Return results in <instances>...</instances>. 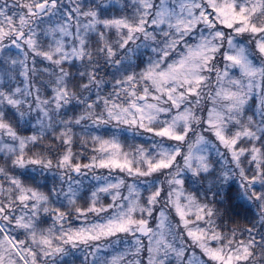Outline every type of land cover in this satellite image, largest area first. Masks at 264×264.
<instances>
[{
    "label": "snow or ice",
    "instance_id": "1",
    "mask_svg": "<svg viewBox=\"0 0 264 264\" xmlns=\"http://www.w3.org/2000/svg\"><path fill=\"white\" fill-rule=\"evenodd\" d=\"M0 264H264V0H0Z\"/></svg>",
    "mask_w": 264,
    "mask_h": 264
},
{
    "label": "trees",
    "instance_id": "2",
    "mask_svg": "<svg viewBox=\"0 0 264 264\" xmlns=\"http://www.w3.org/2000/svg\"><path fill=\"white\" fill-rule=\"evenodd\" d=\"M234 187V186H233ZM237 203L239 204L240 202L239 201H237Z\"/></svg>",
    "mask_w": 264,
    "mask_h": 264
}]
</instances>
